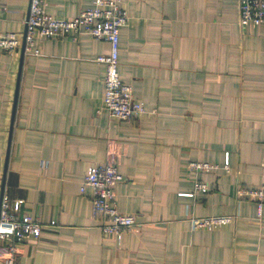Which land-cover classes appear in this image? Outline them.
Wrapping results in <instances>:
<instances>
[{"label":"crops","instance_id":"crops-1","mask_svg":"<svg viewBox=\"0 0 264 264\" xmlns=\"http://www.w3.org/2000/svg\"><path fill=\"white\" fill-rule=\"evenodd\" d=\"M29 1L0 0V34L22 39ZM92 3L44 0V10L71 19ZM120 4L119 76L144 108L130 121L102 109L106 42L36 35L29 52L0 50V202L22 200L43 226L15 244V264H264V207L236 196L264 188V25L242 26L239 0ZM108 162L122 177L116 208L135 218L120 237L101 232L91 192H79ZM195 182L209 191L180 196ZM212 216L234 219L191 228Z\"/></svg>","mask_w":264,"mask_h":264},{"label":"built area","instance_id":"built-area-1","mask_svg":"<svg viewBox=\"0 0 264 264\" xmlns=\"http://www.w3.org/2000/svg\"><path fill=\"white\" fill-rule=\"evenodd\" d=\"M44 0H30L24 20V34L19 39L15 33L0 34V50L13 52L22 47L25 52L34 48V38L41 39L70 38L76 40L81 35H89L94 40L104 41L109 46L107 55H100L96 61L103 64L102 109L107 115L119 121H130L144 112L143 105L136 102L130 85L121 81L118 71L119 31L126 26L128 15L121 7L120 0H93L92 7L82 10L71 19H56L44 10ZM240 24L264 25V0H239ZM34 54L38 52L35 50ZM228 168V161L224 169ZM188 169L195 172H210L217 166L191 162ZM122 179L113 162L96 165L83 178L79 192H91L90 201L93 215L100 221V230L104 234L120 237L121 233L129 232L135 226V218L120 213L115 204L114 186ZM206 184L195 182L192 192L180 194L192 198L195 192L207 193ZM237 198L248 199L256 204L258 213L264 207V188H242L236 190ZM22 200L9 202L3 197L0 202V240L6 241L4 264H15L17 250L15 244L24 240L38 239L42 236L43 226L28 214L21 213ZM232 216H212L190 218L193 230L213 231L219 226L233 221Z\"/></svg>","mask_w":264,"mask_h":264}]
</instances>
